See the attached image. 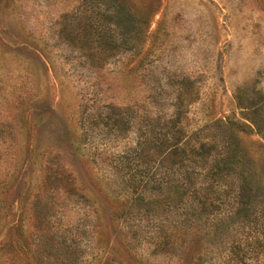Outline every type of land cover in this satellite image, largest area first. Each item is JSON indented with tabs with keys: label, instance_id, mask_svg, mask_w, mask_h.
I'll list each match as a JSON object with an SVG mask.
<instances>
[{
	"label": "rangeland",
	"instance_id": "374dc122",
	"mask_svg": "<svg viewBox=\"0 0 264 264\" xmlns=\"http://www.w3.org/2000/svg\"><path fill=\"white\" fill-rule=\"evenodd\" d=\"M170 119L247 170L217 230L177 229L169 194L134 199L155 151L131 172L122 155ZM159 223L175 247L155 246ZM0 249V264H264V0H0Z\"/></svg>",
	"mask_w": 264,
	"mask_h": 264
},
{
	"label": "trees",
	"instance_id": "16d2710c",
	"mask_svg": "<svg viewBox=\"0 0 264 264\" xmlns=\"http://www.w3.org/2000/svg\"><path fill=\"white\" fill-rule=\"evenodd\" d=\"M84 2H87V0H84ZM78 12L71 18L80 22L81 37L88 41L91 23L86 15L87 7H85V4L82 11ZM64 21V31L70 27V31H72V25H75V21L73 22L68 17L64 18ZM100 35L103 39L104 35L101 33ZM109 40L113 42V39ZM176 122L177 120L170 119L168 124H165L159 132L153 134L151 139L145 138V133L140 134L137 147L122 155V162H125L122 169L131 172L134 163L136 164L135 167L139 169V167L146 164L144 161L145 154L148 151H155L156 157L153 158L155 169L152 167L141 171V175L148 179L144 191L139 193L135 187L133 188V191L137 194L134 198L135 201L142 200L145 192L146 194L152 193L150 199L155 197V193H153L155 191L159 192L156 193L157 198L169 194L173 196L171 201L174 203L170 207L171 211L174 209L177 211L182 210V213L176 216L174 222L177 229L187 225L190 228V226L193 227L196 222H199L201 228L209 227L211 230H217L223 220L230 219L234 215V199L245 196L246 187L249 186V175H245L247 170L243 165H239L242 164L241 160H232L234 156L228 157V159L225 158L223 154L218 153L215 143L212 146L198 141L197 144L193 143L192 137L188 136L184 129L178 126V122L176 125ZM148 145H151L149 150L145 148ZM152 170H154L153 175L164 170L159 177L162 178L161 181L149 180ZM167 177L171 178L169 184L164 181ZM231 177L237 180V184V178L246 182L237 186L236 181H230ZM227 200L230 202L227 203ZM172 214L176 215L174 212ZM164 226V223L158 225L155 246L175 247L178 240L176 234H173V230L167 232L168 229L166 230ZM192 229L196 230L195 233L200 232V228L196 229L194 227ZM235 249L236 247H232L229 252L231 261H234L233 259L236 256L233 251ZM2 251L3 249H0V253Z\"/></svg>",
	"mask_w": 264,
	"mask_h": 264
}]
</instances>
